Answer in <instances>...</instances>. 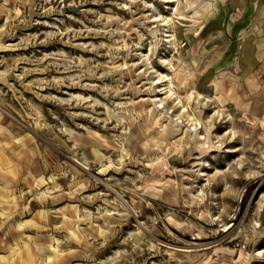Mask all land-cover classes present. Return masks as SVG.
<instances>
[{
	"label": "rangeland",
	"instance_id": "rangeland-1",
	"mask_svg": "<svg viewBox=\"0 0 264 264\" xmlns=\"http://www.w3.org/2000/svg\"><path fill=\"white\" fill-rule=\"evenodd\" d=\"M252 17L264 0H0V264H264Z\"/></svg>",
	"mask_w": 264,
	"mask_h": 264
},
{
	"label": "crops",
	"instance_id": "crops-1",
	"mask_svg": "<svg viewBox=\"0 0 264 264\" xmlns=\"http://www.w3.org/2000/svg\"><path fill=\"white\" fill-rule=\"evenodd\" d=\"M247 20H249L248 24L250 27L248 28L249 30H247V33L264 39V18L262 21L257 19V17L247 18ZM260 33L262 35H260Z\"/></svg>",
	"mask_w": 264,
	"mask_h": 264
},
{
	"label": "bare ground",
	"instance_id": "bare-ground-1",
	"mask_svg": "<svg viewBox=\"0 0 264 264\" xmlns=\"http://www.w3.org/2000/svg\"><path fill=\"white\" fill-rule=\"evenodd\" d=\"M165 1H173V0H165ZM168 35H170V34H168ZM4 258V257H3ZM6 258V257H5Z\"/></svg>",
	"mask_w": 264,
	"mask_h": 264
}]
</instances>
